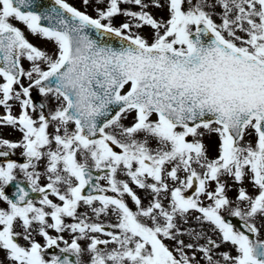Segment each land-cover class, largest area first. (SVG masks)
<instances>
[{
    "label": "snow or ice",
    "instance_id": "snow-or-ice-1",
    "mask_svg": "<svg viewBox=\"0 0 264 264\" xmlns=\"http://www.w3.org/2000/svg\"><path fill=\"white\" fill-rule=\"evenodd\" d=\"M0 264H264V0H0Z\"/></svg>",
    "mask_w": 264,
    "mask_h": 264
},
{
    "label": "rangeland",
    "instance_id": "rangeland-1",
    "mask_svg": "<svg viewBox=\"0 0 264 264\" xmlns=\"http://www.w3.org/2000/svg\"><path fill=\"white\" fill-rule=\"evenodd\" d=\"M72 2H73V3H76L77 5L79 4V0H72ZM89 11H91V9H89ZM144 31H146V32H147V31H148V29H145ZM230 195H231V193H230Z\"/></svg>",
    "mask_w": 264,
    "mask_h": 264
},
{
    "label": "flooded vegetation",
    "instance_id": "flooded-vegetation-1",
    "mask_svg": "<svg viewBox=\"0 0 264 264\" xmlns=\"http://www.w3.org/2000/svg\"><path fill=\"white\" fill-rule=\"evenodd\" d=\"M34 95H35V93H34ZM38 98V97H37Z\"/></svg>",
    "mask_w": 264,
    "mask_h": 264
}]
</instances>
